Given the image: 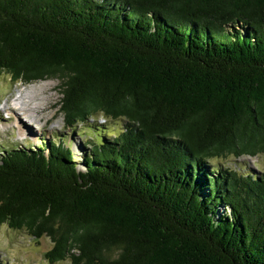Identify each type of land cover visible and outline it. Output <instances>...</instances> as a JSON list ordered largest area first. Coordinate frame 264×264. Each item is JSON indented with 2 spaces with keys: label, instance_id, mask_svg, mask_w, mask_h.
<instances>
[{
  "label": "trees",
  "instance_id": "obj_1",
  "mask_svg": "<svg viewBox=\"0 0 264 264\" xmlns=\"http://www.w3.org/2000/svg\"><path fill=\"white\" fill-rule=\"evenodd\" d=\"M2 73L91 121L0 155V225L48 262L264 264V173L216 162L264 154V0H0Z\"/></svg>",
  "mask_w": 264,
  "mask_h": 264
},
{
  "label": "rangeland",
  "instance_id": "obj_2",
  "mask_svg": "<svg viewBox=\"0 0 264 264\" xmlns=\"http://www.w3.org/2000/svg\"><path fill=\"white\" fill-rule=\"evenodd\" d=\"M57 86L58 81L52 79L28 85L20 82L14 84L8 74L0 75V155L4 151L3 148L37 146L38 143L45 144L51 137L57 140V143L59 139L63 140L75 152L78 143H83L86 136H91V121L78 124L75 128L65 126L63 115L59 111L61 95ZM4 105L10 109L6 111ZM15 119L31 131V135L19 138L16 128L12 126ZM29 120H32V125ZM99 123L103 121L100 120ZM118 127L114 124L111 130H117ZM79 130L85 132L79 135L76 133ZM76 160L78 161V158ZM216 162L240 173H264V154L252 158L229 157ZM51 247V241L47 237L35 240L23 231L0 225V264H70L68 261L48 262L44 255Z\"/></svg>",
  "mask_w": 264,
  "mask_h": 264
},
{
  "label": "bare ground",
  "instance_id": "obj_3",
  "mask_svg": "<svg viewBox=\"0 0 264 264\" xmlns=\"http://www.w3.org/2000/svg\"><path fill=\"white\" fill-rule=\"evenodd\" d=\"M4 109H6V111H8L10 108H8L6 105H4ZM19 113H20V112H19ZM6 114L9 115V113H6ZM23 115H24V114H23ZM12 117H13V116H12ZM13 118H15V117H13ZM6 119H8L7 116H6ZM27 121H28V120H27ZM29 122H31V123H29V124L32 125V120H31V121L29 120ZM12 126L16 128L17 133H18V135L20 136L19 138H22V137L25 136V135H31V131H29L25 126H23V124H21V122L17 121V119H15V122H14V124H12Z\"/></svg>",
  "mask_w": 264,
  "mask_h": 264
}]
</instances>
